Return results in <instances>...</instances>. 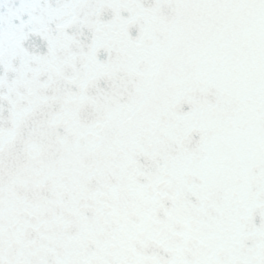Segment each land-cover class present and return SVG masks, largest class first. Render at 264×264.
<instances>
[{
	"label": "snow or ice",
	"instance_id": "obj_1",
	"mask_svg": "<svg viewBox=\"0 0 264 264\" xmlns=\"http://www.w3.org/2000/svg\"><path fill=\"white\" fill-rule=\"evenodd\" d=\"M0 264H264V0H0Z\"/></svg>",
	"mask_w": 264,
	"mask_h": 264
}]
</instances>
